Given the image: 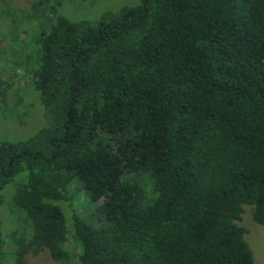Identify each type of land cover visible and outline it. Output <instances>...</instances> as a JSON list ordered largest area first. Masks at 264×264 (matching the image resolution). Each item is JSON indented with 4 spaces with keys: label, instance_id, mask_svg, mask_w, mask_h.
<instances>
[{
    "label": "trees",
    "instance_id": "trees-1",
    "mask_svg": "<svg viewBox=\"0 0 264 264\" xmlns=\"http://www.w3.org/2000/svg\"><path fill=\"white\" fill-rule=\"evenodd\" d=\"M33 1L0 0L2 28H32L25 80L45 121L0 141V190L24 172L0 264L59 261L66 226L75 264H253L238 222L246 206L264 225V0H138L77 21Z\"/></svg>",
    "mask_w": 264,
    "mask_h": 264
},
{
    "label": "rangeland",
    "instance_id": "rangeland-1",
    "mask_svg": "<svg viewBox=\"0 0 264 264\" xmlns=\"http://www.w3.org/2000/svg\"><path fill=\"white\" fill-rule=\"evenodd\" d=\"M8 8L21 9L28 12L33 0H5ZM138 0H46V5H54L57 12L68 19L94 20L104 11H115L121 6L137 4ZM45 5V6H46ZM43 6L41 12L46 11ZM47 18V14L42 13ZM38 25L36 24V27ZM31 27L26 36L17 28L6 25L0 26V80L9 83L8 89L0 97V141L15 143L32 136L44 124L43 108L38 92L26 82L27 71L35 67L33 53V38ZM30 62L26 63L25 57ZM24 172L15 175L1 190L2 204L0 205V222L2 235L10 229L7 227L10 219L9 204L14 193V187L23 180ZM76 193L77 211L83 213L87 206L85 190L80 185L73 188ZM74 204V203H73ZM241 220L238 222L246 230L244 238L251 249L253 264H264V225L255 223L250 216L248 207H244ZM60 252L59 261H53L47 252L36 256H27L25 264H75V254L78 244L72 239L68 226ZM4 247H12L5 244Z\"/></svg>",
    "mask_w": 264,
    "mask_h": 264
}]
</instances>
